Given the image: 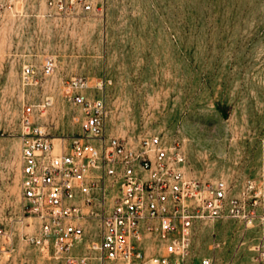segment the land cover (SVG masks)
<instances>
[{"label":"rangeland","instance_id":"1","mask_svg":"<svg viewBox=\"0 0 264 264\" xmlns=\"http://www.w3.org/2000/svg\"><path fill=\"white\" fill-rule=\"evenodd\" d=\"M105 5L103 14L76 18L44 17L35 4L22 17L0 15V226L19 233L0 239V264H66L21 239L31 228L17 223L20 119L30 108L55 144L80 137L81 110L64 98L78 75L109 80V135L133 145L160 136L182 150L188 176L223 180L234 195L253 183L251 224L206 221L196 232L200 258L252 264L264 243V0ZM50 56L51 75L23 82V66L41 68Z\"/></svg>","mask_w":264,"mask_h":264},{"label":"built area","instance_id":"2","mask_svg":"<svg viewBox=\"0 0 264 264\" xmlns=\"http://www.w3.org/2000/svg\"><path fill=\"white\" fill-rule=\"evenodd\" d=\"M105 3L0 0V15L22 17L35 4L44 17H86L103 14ZM55 69L50 56L41 68L23 66L21 77L38 84ZM108 82L82 75L68 81L64 98L81 110V135L69 144H55L30 108L22 107L17 223L27 221L31 229L21 239L66 264H215V258L198 256L196 232L206 221L251 224L247 196L253 183L237 196L223 180L188 176L182 150L160 136L133 145L109 135ZM18 234L0 226L4 242ZM252 264H264V243L255 247Z\"/></svg>","mask_w":264,"mask_h":264}]
</instances>
